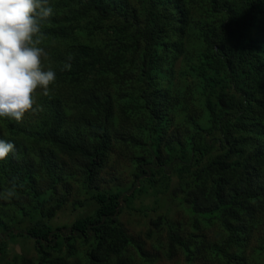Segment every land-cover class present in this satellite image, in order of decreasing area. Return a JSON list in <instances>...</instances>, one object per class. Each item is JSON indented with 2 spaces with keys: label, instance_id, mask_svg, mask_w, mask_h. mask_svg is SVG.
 <instances>
[{
  "label": "trees",
  "instance_id": "trees-1",
  "mask_svg": "<svg viewBox=\"0 0 264 264\" xmlns=\"http://www.w3.org/2000/svg\"><path fill=\"white\" fill-rule=\"evenodd\" d=\"M49 6L38 38L56 80L21 121L0 119L15 145L0 160V264H32L16 237L34 264H264V0Z\"/></svg>",
  "mask_w": 264,
  "mask_h": 264
},
{
  "label": "clouds",
  "instance_id": "clouds-1",
  "mask_svg": "<svg viewBox=\"0 0 264 264\" xmlns=\"http://www.w3.org/2000/svg\"><path fill=\"white\" fill-rule=\"evenodd\" d=\"M52 14L49 0H0V119L21 121L33 109V93H46L56 80V73L42 66L45 50L38 38L41 21ZM70 67L65 64L64 70ZM14 152V143L0 138V160Z\"/></svg>",
  "mask_w": 264,
  "mask_h": 264
},
{
  "label": "rangeland",
  "instance_id": "rangeland-1",
  "mask_svg": "<svg viewBox=\"0 0 264 264\" xmlns=\"http://www.w3.org/2000/svg\"><path fill=\"white\" fill-rule=\"evenodd\" d=\"M121 171L119 172V175L121 177V181L124 180H129L128 179V167L126 164L121 167ZM104 177H108L105 176ZM106 180L104 179V182ZM153 200V196H150L149 199L147 200V204L151 203ZM135 205H138V200L135 201ZM66 209V208H65ZM177 211V208L175 206H171L170 208V213L175 214ZM74 213L70 211L69 208L66 210H62L58 212L56 217L52 219L50 222L53 227L69 223L73 217ZM121 222L125 225V227L128 229L130 233H132L134 236L138 237L140 240H143L145 245H146V250L147 251H153V249L150 247V242L144 240V235L143 231L145 229V225L142 221V219L135 213V212H123L122 215L120 216ZM18 247V250H17ZM16 249L18 254H23L25 258L27 259H33L32 264H34V258L36 257V254L33 250V245L29 240H26L22 237H16L12 239V242L10 243V251H13V249ZM155 264H184V261L182 258H177L176 260L173 261H164V259L156 262Z\"/></svg>",
  "mask_w": 264,
  "mask_h": 264
},
{
  "label": "water",
  "instance_id": "water-1",
  "mask_svg": "<svg viewBox=\"0 0 264 264\" xmlns=\"http://www.w3.org/2000/svg\"><path fill=\"white\" fill-rule=\"evenodd\" d=\"M17 250H18V247H17Z\"/></svg>",
  "mask_w": 264,
  "mask_h": 264
}]
</instances>
